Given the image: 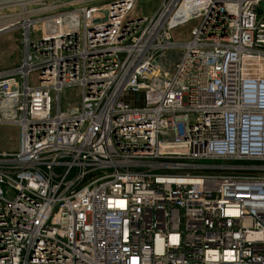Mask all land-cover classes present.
I'll list each match as a JSON object with an SVG mask.
<instances>
[{
	"label": "built area",
	"instance_id": "1",
	"mask_svg": "<svg viewBox=\"0 0 264 264\" xmlns=\"http://www.w3.org/2000/svg\"><path fill=\"white\" fill-rule=\"evenodd\" d=\"M262 2L0 0V264H264Z\"/></svg>",
	"mask_w": 264,
	"mask_h": 264
},
{
	"label": "rangeland",
	"instance_id": "2",
	"mask_svg": "<svg viewBox=\"0 0 264 264\" xmlns=\"http://www.w3.org/2000/svg\"><path fill=\"white\" fill-rule=\"evenodd\" d=\"M155 0H140L137 11L142 15L150 17ZM258 13L264 14V2L258 7ZM140 14V13H139ZM141 15V14H140ZM142 17V16H140ZM197 22H190L176 29L173 33V40L184 42L190 38L191 30ZM20 33L13 31L0 36V71L9 70L19 64L22 57V46ZM180 50L169 51L166 54L167 66L172 70L177 63ZM62 109L75 110L80 104V91L77 88H67L61 93ZM18 129L16 127L0 126V152L14 150L17 146ZM235 166V164H233ZM240 170H225V173L241 174Z\"/></svg>",
	"mask_w": 264,
	"mask_h": 264
},
{
	"label": "crops",
	"instance_id": "3",
	"mask_svg": "<svg viewBox=\"0 0 264 264\" xmlns=\"http://www.w3.org/2000/svg\"><path fill=\"white\" fill-rule=\"evenodd\" d=\"M139 2H140V0H136V6H135V9H134L135 15L142 16V17H147L145 15L143 16L141 12L137 11V5H138ZM160 2H161V0H155V3H154V6H153V9H152V12H150L149 15H152L155 12V10H156V8H157V6L159 5Z\"/></svg>",
	"mask_w": 264,
	"mask_h": 264
},
{
	"label": "trees",
	"instance_id": "4",
	"mask_svg": "<svg viewBox=\"0 0 264 264\" xmlns=\"http://www.w3.org/2000/svg\"><path fill=\"white\" fill-rule=\"evenodd\" d=\"M204 163H207V162H204Z\"/></svg>",
	"mask_w": 264,
	"mask_h": 264
}]
</instances>
